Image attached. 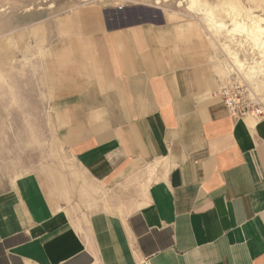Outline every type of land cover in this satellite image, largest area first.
<instances>
[{"label": "crops", "instance_id": "0c3cea01", "mask_svg": "<svg viewBox=\"0 0 264 264\" xmlns=\"http://www.w3.org/2000/svg\"><path fill=\"white\" fill-rule=\"evenodd\" d=\"M43 20L33 99L77 170L0 157V264H264V116L216 95L200 23L152 4Z\"/></svg>", "mask_w": 264, "mask_h": 264}, {"label": "rangeland", "instance_id": "374dc122", "mask_svg": "<svg viewBox=\"0 0 264 264\" xmlns=\"http://www.w3.org/2000/svg\"><path fill=\"white\" fill-rule=\"evenodd\" d=\"M138 4L191 15L215 43L222 79L238 75L264 95V30L257 32L254 25L264 27V0H0V157L5 167L35 170L49 183L54 172L77 170L68 151L58 146V132L46 129L45 100L33 99L30 64H39L40 71L44 59V40L29 36L33 23L44 24L46 17L59 21L80 7ZM235 21L245 28L233 30Z\"/></svg>", "mask_w": 264, "mask_h": 264}, {"label": "built area", "instance_id": "2783aa9c", "mask_svg": "<svg viewBox=\"0 0 264 264\" xmlns=\"http://www.w3.org/2000/svg\"><path fill=\"white\" fill-rule=\"evenodd\" d=\"M247 84L243 77L227 76L219 81L216 95L234 116L262 117L264 95L258 94Z\"/></svg>", "mask_w": 264, "mask_h": 264}, {"label": "bare ground", "instance_id": "6f19581e", "mask_svg": "<svg viewBox=\"0 0 264 264\" xmlns=\"http://www.w3.org/2000/svg\"><path fill=\"white\" fill-rule=\"evenodd\" d=\"M200 1V0H199ZM193 3H194V1H193ZM195 6H193V8H194ZM211 18V17H210ZM212 19V18H211ZM214 20V19H213ZM212 21V20H211ZM255 29L257 30V32H260V33H262L261 31H263L264 30V27H262L261 25H260V23L259 22H255ZM217 26V25H216ZM240 28H242V29H244L245 28V26L241 23V22H239V21H235V28H233V30H235V29H240ZM252 30V29H251ZM263 42L264 41H262V45H264L263 44ZM241 64V63H240Z\"/></svg>", "mask_w": 264, "mask_h": 264}]
</instances>
